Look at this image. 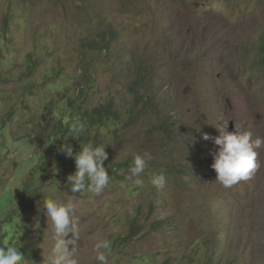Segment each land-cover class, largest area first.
Wrapping results in <instances>:
<instances>
[{
	"label": "rangeland",
	"instance_id": "1",
	"mask_svg": "<svg viewBox=\"0 0 264 264\" xmlns=\"http://www.w3.org/2000/svg\"><path fill=\"white\" fill-rule=\"evenodd\" d=\"M189 4L0 0V244L20 241L28 264H49L44 199L73 195L79 264H98L99 239L111 241L109 264H264V145L250 179L224 188L211 168L218 146L201 137L229 122L264 138V0L233 17L210 0ZM107 103L116 118L82 117ZM76 118L86 127L67 141L74 152L107 145L100 195L66 183L75 170L58 149ZM145 151L153 158L137 186L126 170Z\"/></svg>",
	"mask_w": 264,
	"mask_h": 264
},
{
	"label": "clouds",
	"instance_id": "2",
	"mask_svg": "<svg viewBox=\"0 0 264 264\" xmlns=\"http://www.w3.org/2000/svg\"><path fill=\"white\" fill-rule=\"evenodd\" d=\"M188 1L190 6L198 2V0ZM251 1L243 5H249ZM224 12L231 15L230 17L234 15V11L227 12L225 9ZM228 123L218 127L220 132L218 136L213 137L209 133L201 132L202 139L213 140L218 146L212 154L211 168L216 172L215 181L224 188H230L240 181L250 179L257 167L255 149L264 145V138L257 137L253 140L250 131H238L236 128L234 131H229ZM85 127L86 125L79 118L72 120L68 127L70 135L61 138L63 142L59 145L58 151L66 157L73 158L75 162V171L67 176L66 182L71 186V193L87 192L100 195L110 183L109 171L104 165L108 159V152L105 150L107 145L89 142L80 144V150L74 152L72 144L67 142L69 137L77 139ZM152 158V154L147 151L135 154L132 165L126 170V178L129 180L135 178V185L142 186L143 180L140 177L149 167ZM152 184L158 189L162 188L165 184L163 173L153 176ZM75 200V195L66 201L53 196L44 199L42 210L46 220L50 221L53 241L49 253V264H79L78 244L81 229L76 215ZM22 247L20 241L0 244V264H28L29 259L26 258ZM93 250L98 264H109V256L112 253L111 241L99 239L94 244Z\"/></svg>",
	"mask_w": 264,
	"mask_h": 264
},
{
	"label": "trees",
	"instance_id": "3",
	"mask_svg": "<svg viewBox=\"0 0 264 264\" xmlns=\"http://www.w3.org/2000/svg\"><path fill=\"white\" fill-rule=\"evenodd\" d=\"M196 1V0H192ZM251 1V0H210V2L213 3H218L220 7L226 9L227 12L234 11L233 8H238L240 7L239 5L245 4V2ZM247 4V3H246ZM260 42H258L256 48H255V60L257 62H260L262 65H264V37L260 38ZM105 49V48H104ZM264 69V66H263ZM264 72V70H263ZM145 81V78H137L133 84V88L131 89V93L135 94V97L137 92L142 88V85ZM82 117L87 121V123L90 124V126H99L102 124L105 120H108L109 118H116L117 115L112 111V107L109 103L100 105L96 108L91 109L90 111H84L82 113ZM164 134L166 133V130L162 131ZM93 142H96V140H93ZM73 147L76 146V142L72 145ZM60 162L63 164V169L64 171H69L72 172L75 170V162L73 158L66 157L62 154L60 157ZM124 165H127L125 163ZM123 166V164H120V167ZM132 233L135 235L139 229L135 228V225H133Z\"/></svg>",
	"mask_w": 264,
	"mask_h": 264
}]
</instances>
